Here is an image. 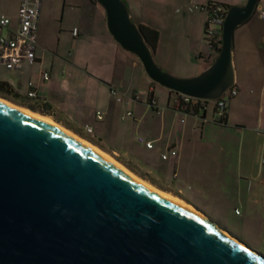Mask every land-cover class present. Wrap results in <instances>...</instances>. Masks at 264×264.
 I'll list each match as a JSON object with an SVG mask.
<instances>
[{"label": "water", "instance_id": "95a60500", "mask_svg": "<svg viewBox=\"0 0 264 264\" xmlns=\"http://www.w3.org/2000/svg\"><path fill=\"white\" fill-rule=\"evenodd\" d=\"M95 1L112 38L138 58L151 81L215 100L235 85L234 31L260 0L226 9L215 56L186 78L156 64L124 0ZM184 203L191 208L142 185L55 126L0 101V264H264L263 255Z\"/></svg>", "mask_w": 264, "mask_h": 264}, {"label": "crops", "instance_id": "0c3cea01", "mask_svg": "<svg viewBox=\"0 0 264 264\" xmlns=\"http://www.w3.org/2000/svg\"><path fill=\"white\" fill-rule=\"evenodd\" d=\"M80 1L78 9H76L80 10V13H77L76 19L69 24L74 51L68 53L67 59L63 60L57 55V48L51 47L50 42L47 41L50 38L49 33L48 35L46 33L40 34L41 7L38 18L34 63L22 71L5 69L8 71V80L0 78V81L7 82L13 91V94L7 97L9 100L27 108H29L27 105H34L36 109L32 110L41 112L42 116L55 120L58 124H63L109 154L128 153L127 148L121 150L113 144L111 138L113 135L111 133L107 134V131H115V135H117L121 129L117 124L119 119L127 122V124L134 122L133 127L135 129L140 126V123L144 122L147 110L145 107H139V105L147 104L146 98L141 97L140 100H134L131 97L134 92H143L149 86H152L153 97L157 104L154 107V111H160L158 110L160 103L154 94V84L151 83V80L144 72L138 58L124 50L106 29L105 13L104 10L101 11L100 7H98L100 4L90 0ZM124 1L127 4L131 19L137 25L157 31V41L153 56L156 59L158 58L157 62L164 69L183 76H193L202 71L215 56V51L210 49L203 39L208 0H144L148 4L146 9L150 8L151 12H145L143 3L138 4L134 0L131 5L129 0ZM220 1L229 7L235 4H244L246 0ZM260 1L250 18L236 28L237 34L233 36L232 45L233 48L237 45V53L240 51L241 54L248 56V59L244 57V60L251 65L248 74L252 78L255 74V65L259 63V58L260 60L264 59V19L260 17V12L264 11V3H260ZM19 2L20 0H14L10 10L8 9V0H0V15H5L9 18L11 29L17 27ZM88 6L94 7L100 19L102 17L98 33L94 30L95 22L87 17L90 16L89 14L86 15ZM152 12L159 16L158 21L153 18ZM178 25L184 31L185 39L188 35L193 36L190 45L187 41L184 42L177 38L176 34L173 33V29L177 28ZM73 28L77 29L75 36L71 32ZM163 33L167 34L166 39H163ZM3 34L7 36L10 34L8 27L3 30ZM164 42L167 43L166 47L161 48ZM79 50L89 51L91 56L95 55L101 58V69L93 71L86 70V68L80 66L76 60L77 51ZM207 59L210 60L207 61ZM233 64L234 66L236 65L235 60H233ZM43 72L48 73V79L44 80L42 78ZM28 81L33 83V89L36 93L33 98L26 96ZM237 83L235 72L237 93L227 101L225 106L226 122L225 124H219V127H235L238 146L242 149L244 147L257 150L262 155L261 163L263 164L264 136L259 132V129H264V80L256 93L249 92V94L246 92L244 94V90L241 87L239 89ZM110 86H114L124 93L121 95V101H116L110 95ZM241 90H243L242 93ZM173 96L174 93L168 92L166 89L167 99L165 106L172 110L174 114H169L166 117L164 107L161 106V111H163L160 112L159 118H156V125L148 127L145 134L141 135L147 140H151L153 144L152 148H146L142 145L144 149H157L160 159H162V153H167L170 149L175 150L174 155L168 154L166 159H162L163 161L169 160L168 165L165 164V166L171 165L175 167L178 160L181 159L184 142L189 137L188 127H191V131H195L198 125L196 120L205 117V108L208 103L203 113L199 111L197 115H192L174 109L171 99ZM250 99L256 103V111H258V117L256 120L253 119V121H249L247 114ZM44 108L47 109L48 113H43L45 111ZM238 109L241 115L236 113ZM137 110L142 111L141 114H138V117H136ZM96 111L103 113L101 120L95 119ZM126 111H130L131 115L123 118L122 115ZM175 112L188 114L193 117L190 120H184ZM97 122L102 124L101 128L96 126ZM85 125L93 127L92 134L85 132ZM124 128L126 129L127 126ZM126 134L120 133L119 137H123L121 139L123 145H130L131 143L127 139ZM137 135L140 134L134 135V141ZM138 164L142 167L141 171L140 168L137 170L130 168L164 191L181 198L176 194L179 193V189L174 185L169 186L170 184L167 182L161 181L159 174L149 164L142 165L140 162ZM250 171V175L254 177V183L257 185L252 196L256 197L255 202L262 201L264 203V179H262L260 164L256 166L255 173L253 172V167H250ZM174 177L175 174L172 175V178ZM237 179L246 178L245 176L237 175L235 180ZM181 200L184 199L181 198ZM235 210L237 212L239 210L236 207L233 208L234 215L239 218L236 225H238L240 232L245 234V231L249 230L252 234L251 241L264 247V213H248V208L246 209L248 212L245 211V213L240 211L236 213Z\"/></svg>", "mask_w": 264, "mask_h": 264}, {"label": "rangeland", "instance_id": "374dc122", "mask_svg": "<svg viewBox=\"0 0 264 264\" xmlns=\"http://www.w3.org/2000/svg\"><path fill=\"white\" fill-rule=\"evenodd\" d=\"M133 1L134 0H129L131 5ZM135 1L138 2V4H144L145 12H151L149 10L150 8L148 10L146 9L148 4L145 3L144 0ZM80 2V0H42V18L40 20L39 32L40 34L46 33V35L49 33L50 38L47 41L50 42L51 47L57 48V55L63 60L67 59L69 52L74 51L72 47L73 38L70 34L69 24L76 19L77 13H80V10H76ZM260 3H264V0H261ZM12 4H14V0H8V9L11 10ZM98 7L103 11L101 5ZM86 12V15H90L87 17L95 22L94 30L98 33L99 23L102 17L100 19V16L92 6H88ZM151 15L158 21V15L154 12H152ZM105 27L107 29L106 23ZM59 29H61V31H59ZM173 33L176 34L177 38L180 40L184 42L187 41L189 45L193 40V36L189 35L188 37L186 36L185 39V33L181 30L179 25L177 28L173 29ZM236 34L237 30L235 29L234 35ZM162 37L166 39L167 34L163 33ZM166 44L167 43L164 42L161 48H165ZM239 53H237V45L234 48L232 47L233 60L236 61L234 72H236L237 76V86H239V89L241 87L244 90H241V93L242 91L244 94L245 92L247 94H249V92L256 93L264 80V59H261V61L259 58V63L255 65V74L252 78V76L248 74L251 65L244 60V57L248 59V56L240 53L239 57ZM76 57L80 66L86 68V70L95 71L100 70L102 67L101 58L95 55L91 56L89 51L79 50L77 51ZM154 59L156 64L164 71L171 73L157 62L158 58L156 59L154 56ZM171 74L182 78L191 77L176 73ZM0 78L8 80V71L4 68L0 69ZM152 84H154V94L160 103L158 107L160 111L156 112L151 110L148 104H143V106L139 105V107H145L147 112L145 113L144 122L140 123L137 129L133 127L134 122H129V124H127V122L119 119L117 124L121 129L119 131L117 130L118 134L115 135V131H107V134L111 133L113 135L111 137L112 142L117 148L121 150L127 148L128 153H110L111 156L134 170L140 168L141 171L142 167L138 164L139 162L142 165L149 164L153 170L159 174V179L161 181L167 182L170 184L169 186L174 185L179 189V193H176L179 197L186 200L197 210L206 215L217 227L228 231L230 234L243 241L249 248L264 256V247L251 241V232H249V230L245 231L246 235L240 232L239 227H237L238 225H236L239 218L234 215L233 211V208L236 207L241 213H245L247 208L249 209V212L246 211L248 213H264V203L262 201L255 202L256 197L252 196L257 185L254 183V177L250 175V167H253V172L255 173L256 166L260 164L262 179H264V164L261 163L262 155L259 154L257 150L244 147L242 149L238 146L236 138L237 130L235 127L226 126L221 128L219 124L213 122V102L208 101L205 108V117L196 120L198 125L195 131H191V127H188L189 137L184 142L181 159L178 160L175 167L171 165L165 166V164L168 165L169 160L163 161L160 159V154L157 149L146 150L143 147L144 145L142 146V144H138L133 140L135 134L143 135L148 127H154L156 125V118H159L160 112L163 111H161V106L164 107L166 117L169 114H174L172 110H169V108L165 106L167 99L166 88L154 82ZM249 102V109L247 111L248 119L249 121H253V119H257L258 111H256V103L251 99ZM239 111L238 109L236 113L241 115ZM141 112L142 111L137 110L136 117H138V114H141ZM175 114L184 120H190L193 117L180 112H175ZM96 126L101 128L102 124L97 122ZM125 126H127L126 129L124 128ZM120 133H127L126 136L131 143L130 145L122 144L121 139H123V137H119ZM124 138L126 139L125 136ZM173 174H175L174 178H172ZM237 175L245 176L246 179L235 180Z\"/></svg>", "mask_w": 264, "mask_h": 264}, {"label": "built area", "instance_id": "2783aa9c", "mask_svg": "<svg viewBox=\"0 0 264 264\" xmlns=\"http://www.w3.org/2000/svg\"><path fill=\"white\" fill-rule=\"evenodd\" d=\"M42 7V0H20L17 8V27L11 29L10 20L5 15H0V67L13 70L22 71L32 65L35 61V47L37 41L38 32V18ZM226 9H223L220 5L213 4L206 7V18L204 24L203 39L206 43L219 45L222 31V24L225 17ZM260 17L264 19V11L260 12ZM8 27L10 34L4 35L3 30ZM72 35L77 34V29H72ZM208 45V44H207ZM211 48L210 45H208ZM216 51L215 49H212ZM49 75L47 72L42 73L44 80L48 79ZM26 96L33 98L36 96L35 90L33 89V83L27 82ZM110 95L116 100L121 101V95L124 94L114 86H110ZM237 91L234 88H229L223 92V94L215 100H205L194 98L178 92L174 93L172 99V107L177 111H181L184 108L185 103H195L200 100L202 106L205 108L208 101L213 102V115L212 120H220L227 101L236 95ZM132 99L140 100L141 97L146 98L148 105L156 107V100L153 97V87L149 86L143 92H134L131 95ZM131 115L130 111H126L122 117ZM103 113L96 111L95 119L101 120ZM84 129L88 133L93 132V127L85 125ZM259 132L264 136V129H259ZM135 141L138 144L144 145L146 148H152L153 144L151 140H147L142 135H137ZM168 154L174 155L175 150L170 149L167 153H162L161 158L166 159ZM264 164V159H263ZM237 213V210H235Z\"/></svg>", "mask_w": 264, "mask_h": 264}, {"label": "trees", "instance_id": "16d2710c", "mask_svg": "<svg viewBox=\"0 0 264 264\" xmlns=\"http://www.w3.org/2000/svg\"><path fill=\"white\" fill-rule=\"evenodd\" d=\"M90 1H92L94 3L96 2L95 0H90ZM213 4L220 5L223 9L228 8V5L223 4L220 0H208L207 7L211 6ZM138 26L140 27L147 44L149 45L150 49L153 51L155 46H156L157 31L152 29V28H149V27H145V26H141V25H138ZM207 44L210 45L211 48L215 49L216 51L219 49V45L209 44V43H207ZM209 60L210 59H207V61H209ZM151 83H153V81H151ZM232 88H236V85H234ZM168 92L175 93L172 90H168ZM11 94H13V91H12L11 87L8 85V83L4 82V81H0V95L7 98L8 95H11ZM202 104H205V103H202L200 100H198L195 103H188V104L185 103L184 108L181 109V112L192 114V115H197L199 111H201V113H203L204 107L202 106ZM27 106L30 109H36V107L34 105H27ZM150 107L152 110H155L154 107H152V106H150ZM44 110L45 111H43V113H45V114L48 113L47 109L44 108ZM213 110H214V107H213ZM212 121L217 123V124H225V122H226L225 110H224V113H223L220 120H212Z\"/></svg>", "mask_w": 264, "mask_h": 264}, {"label": "bare ground", "instance_id": "6f19581e", "mask_svg": "<svg viewBox=\"0 0 264 264\" xmlns=\"http://www.w3.org/2000/svg\"><path fill=\"white\" fill-rule=\"evenodd\" d=\"M0 101L6 102L12 106H15L16 108L29 113L30 115H33L53 126H55L57 129L61 130L62 132H64L65 134L69 135L71 138H73L74 140L78 141L79 143H81L82 145L86 146L87 148L91 149L92 151H94L95 153L99 154L101 157H103L105 160H107L108 162H110L111 164L115 165L116 167H118L120 170H122L123 172H125L126 174H128L129 176H131L132 178L136 179L138 182H140L142 185L148 187L149 189L153 190L154 192H157L159 194H162L164 196H167L171 199H174L182 204H185L183 200H181V198H178L174 195H171L169 192H165L162 191L160 189H158L157 187H155L154 185H152L151 183H149L148 181L140 178L139 176H137L136 174H134L132 171H130L128 168H126L122 163H120L116 158H114L113 156H111V154L103 151L102 149L98 148L96 145H93L92 143H90L89 141L79 137L78 135L72 133L70 130L66 129L65 127H63L62 125L56 123L55 121L51 120L50 118L44 117L40 114L34 113L28 109H24V107H20V106H16L4 99L0 98ZM187 205V204H185ZM188 207H190L189 205H187ZM191 208V207H190Z\"/></svg>", "mask_w": 264, "mask_h": 264}]
</instances>
